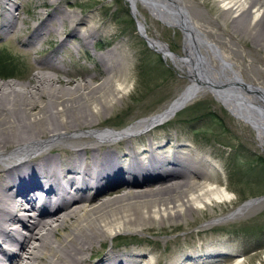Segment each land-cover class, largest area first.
Listing matches in <instances>:
<instances>
[{
	"label": "bare ground",
	"instance_id": "obj_1",
	"mask_svg": "<svg viewBox=\"0 0 264 264\" xmlns=\"http://www.w3.org/2000/svg\"><path fill=\"white\" fill-rule=\"evenodd\" d=\"M62 1L48 2L56 4L53 12L33 26L26 46L52 32L63 33V48L70 36L84 44L97 38L95 18L72 9L74 0H67L68 7ZM127 1L139 34L185 72L189 83L159 112L113 128L105 127L101 118L130 88L131 64L122 46L100 56L107 76L99 83H77L48 71L64 69L54 56L29 85L0 82V264H228L229 256L235 258L232 264H244L243 251L229 237L204 238L205 243L195 246L176 237L173 242L179 251L172 259L157 256V244L147 251L137 246L122 250L114 240L125 231H153L157 223L167 232V222L178 228L181 220L188 221L201 210L232 202L233 193L216 177L218 167L209 152L159 133L158 126L211 94L251 125L264 146V86L246 81L242 67L232 59L230 41L222 45L201 28L222 27L228 36L239 38L245 29L264 37V0H212V4L205 0L200 2L210 15L205 21L193 16L187 0ZM140 6L182 33L183 54L148 35L138 16ZM19 9L17 3L9 9L4 33L25 23ZM253 207L263 208L264 197L245 201L223 217ZM188 235L191 239L192 232ZM108 240L110 249L94 257L97 246ZM140 243L134 245L147 247L151 242Z\"/></svg>",
	"mask_w": 264,
	"mask_h": 264
},
{
	"label": "rangeland",
	"instance_id": "obj_2",
	"mask_svg": "<svg viewBox=\"0 0 264 264\" xmlns=\"http://www.w3.org/2000/svg\"><path fill=\"white\" fill-rule=\"evenodd\" d=\"M49 1L0 0V82L13 80L17 82V87L29 85L42 64L54 56L57 65L64 69L62 72L55 69L48 71L62 77L68 76L77 83L86 80L99 83L107 76L100 56L104 53L108 56L107 51L111 47L122 46L131 64L128 79L130 88L115 101L116 106L109 107L101 118H104L105 127L113 128H123L159 112L188 85L186 73L164 59L139 34L136 17L127 0H74L76 6L72 9L84 17L95 18L93 21L100 34L93 38L91 44H84L70 36L63 48L60 46L61 39L65 37L63 33L52 32L43 41L38 40L39 36L34 45L26 46L25 42L33 34V26L53 12L56 4L50 6ZM187 1L195 18L205 21L210 16L205 6L200 4L205 0ZM206 1L212 4V0ZM14 3L20 5L19 12L25 23L20 22L19 27H11L4 33L3 20ZM66 4L67 0H63L61 5L68 7ZM138 16L144 20L148 35L167 43L173 52L183 54V35L180 31L156 20L142 6ZM201 28L222 45L230 41V48L235 55L232 59L242 67L246 81L264 86L263 35L259 38L244 29L239 32L242 37L239 38L228 36L222 27ZM8 74L14 77H6ZM56 84L61 85L58 82ZM66 86L73 90L76 88V84ZM158 127L159 133L172 134L177 142L192 143L194 147L209 152L211 161L218 167V171L214 169L215 175L233 193V200L214 210H201L188 221L181 220L178 228H173L167 222V232L158 223L153 231H125L115 238L117 247L123 250L137 246L147 251L148 247L157 244L159 249L156 255L162 253L172 259L179 251L173 242L176 237L180 243L188 242L193 246L205 243L206 238L229 237L231 244L243 251L244 264H264V207H253L223 217L245 201L264 196V146L258 139L257 131L232 114L211 94L202 95L180 110L173 119ZM208 227L206 232L197 233V230ZM190 232L191 239L188 235ZM139 240L151 243L147 247L134 245V242L141 244ZM166 240H169L167 245ZM105 245L97 246L94 257H100L109 250L111 240ZM234 260V257L229 256L228 264Z\"/></svg>",
	"mask_w": 264,
	"mask_h": 264
},
{
	"label": "water",
	"instance_id": "obj_3",
	"mask_svg": "<svg viewBox=\"0 0 264 264\" xmlns=\"http://www.w3.org/2000/svg\"><path fill=\"white\" fill-rule=\"evenodd\" d=\"M147 42H148V40H147ZM148 44H149V42H148ZM150 45V44H149ZM151 46V45H150ZM151 48H153L152 46H151ZM262 197H264V196H261V197H258V198H262Z\"/></svg>",
	"mask_w": 264,
	"mask_h": 264
}]
</instances>
